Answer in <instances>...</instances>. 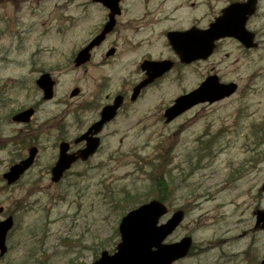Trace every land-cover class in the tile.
<instances>
[{
	"label": "rangeland",
	"instance_id": "374dc122",
	"mask_svg": "<svg viewBox=\"0 0 264 264\" xmlns=\"http://www.w3.org/2000/svg\"><path fill=\"white\" fill-rule=\"evenodd\" d=\"M85 1L90 0H0V217H16L9 252L0 256V264H20L31 254L40 264H85L107 244L114 251L122 211L110 196L127 188L142 197L149 191L151 197V172L168 180L170 213L180 206L187 211L168 241L191 235L193 252L176 264L261 260L264 230H255L254 224L256 208H264V132L259 130L264 120V0L248 23L257 33V48L247 50L237 39L226 38L210 58L186 65L179 62L165 30L207 26L226 0H162V8L151 4L138 13L139 0H130L131 11L121 18L118 31L97 48L90 63L75 67L72 55L105 22L98 6L77 7ZM110 46L117 53L106 59ZM163 57L176 59V68L136 101L128 97L102 132L99 152L76 163L60 184L53 183L59 124L73 127L68 136L76 138L107 101L131 92L143 74L139 66L144 58ZM44 70L56 75L58 84L55 99L40 102L35 80ZM216 72L223 81H236L239 90L165 121V108L178 95ZM77 85L81 92L72 97ZM38 102L31 123L12 122L15 111ZM80 114L82 126H76ZM30 142L40 148L36 163L16 185H7L4 171L26 156ZM37 228L40 236L33 234ZM45 230V247L38 248Z\"/></svg>",
	"mask_w": 264,
	"mask_h": 264
},
{
	"label": "water",
	"instance_id": "95a60500",
	"mask_svg": "<svg viewBox=\"0 0 264 264\" xmlns=\"http://www.w3.org/2000/svg\"><path fill=\"white\" fill-rule=\"evenodd\" d=\"M105 5L113 8L111 19L105 25V29L96 36L76 56L77 65L86 63L90 56L91 50L105 40L108 32L115 27L114 6L119 0H102ZM258 0H248L246 3H235L225 8L224 14L216 19L209 29L197 30L193 29L185 32L169 33L171 44L181 56L182 62H192L194 59H205L215 49V40L232 36L237 37L246 48L256 47L258 43L254 42L255 33L248 30L247 20L257 10ZM111 51L110 53H112ZM173 66L171 61L163 60L162 62L146 61L142 64V68L147 71L148 78L137 85L134 90L132 99H136L140 94L142 87L152 83L156 77H160ZM41 88L44 90L45 98L50 99L54 96L55 83L49 73H44L38 80ZM238 89L237 83L228 82L222 83L220 77L211 75L203 82L195 91L187 93L177 98L175 105L168 108L166 111L167 121L173 120L176 116L186 112L187 109L196 105L199 102L218 101L233 94ZM75 90L73 94H77ZM114 104L106 106L102 110V118L96 122L90 130L81 135L77 142L86 139L87 147L81 150L78 157L88 159L93 154L100 144V139L91 134H96L101 131L104 123L111 121L117 115V111L123 103V97L118 96ZM33 109L26 110L16 114L14 117L19 121H29ZM91 133V134H90ZM69 147L66 143L61 144V154L58 163L52 168V180L60 181L64 172L67 171L72 163L77 160L74 154H67ZM38 152V148H32L27 159L13 165L5 174L8 182L14 183L17 179L26 172L34 161ZM168 213L166 207L160 200H152L147 204H142L137 209L130 211L122 218L119 227L121 231V240L114 253L108 250L103 251L100 258L90 264H172L176 260L181 259L190 252L193 243V238L186 236L181 241L165 243V239L177 229L180 223L184 220V210L180 209L175 212L166 223L159 224L161 217ZM257 223L264 228V210L257 211ZM13 218L0 221V249L3 255L8 247H6L8 231L13 226ZM264 264V260L262 262Z\"/></svg>",
	"mask_w": 264,
	"mask_h": 264
},
{
	"label": "trees",
	"instance_id": "16d2710c",
	"mask_svg": "<svg viewBox=\"0 0 264 264\" xmlns=\"http://www.w3.org/2000/svg\"><path fill=\"white\" fill-rule=\"evenodd\" d=\"M259 130L260 132H264V122H262L261 124V128L259 127ZM164 182L162 180H158V183H157V187H156V193L154 196L156 197H160L162 200L166 199L168 196H167V187H164ZM129 191H127L126 189L123 191V197H121V200L119 201V204H120V209H122L123 211V214L126 213V211L132 207V206H136L137 203L141 202V201H136V202H133V201H129V199H131L129 196ZM144 200V199H142ZM118 232V231H117ZM22 264V262L20 263Z\"/></svg>",
	"mask_w": 264,
	"mask_h": 264
},
{
	"label": "flooded vegetation",
	"instance_id": "af4514ba",
	"mask_svg": "<svg viewBox=\"0 0 264 264\" xmlns=\"http://www.w3.org/2000/svg\"><path fill=\"white\" fill-rule=\"evenodd\" d=\"M122 8H124V9L126 10V12H125V14H124V15L128 14V12H129V11H131V8H130V7H128V6H127V7H126V6H122ZM124 9H123V10H124ZM133 9H134V8H133ZM121 16H123V11H122V14H121Z\"/></svg>",
	"mask_w": 264,
	"mask_h": 264
}]
</instances>
